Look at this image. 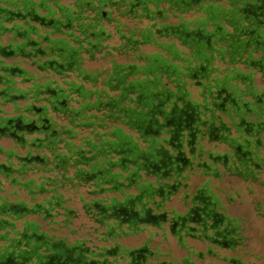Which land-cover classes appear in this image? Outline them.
I'll return each mask as SVG.
<instances>
[{
  "label": "trees",
  "instance_id": "16d2710c",
  "mask_svg": "<svg viewBox=\"0 0 264 264\" xmlns=\"http://www.w3.org/2000/svg\"><path fill=\"white\" fill-rule=\"evenodd\" d=\"M60 40L55 68L32 64ZM7 76L0 264H150L148 241L118 239L214 231L211 181L264 182V0H0V90ZM196 175L190 211L168 210Z\"/></svg>",
  "mask_w": 264,
  "mask_h": 264
},
{
  "label": "rangeland",
  "instance_id": "374dc122",
  "mask_svg": "<svg viewBox=\"0 0 264 264\" xmlns=\"http://www.w3.org/2000/svg\"><path fill=\"white\" fill-rule=\"evenodd\" d=\"M198 175L190 180L189 190L179 193L167 203L168 210L186 214L190 211L192 201L186 198L193 195L197 188L206 182ZM264 183V182H263ZM212 187L218 185L214 192L218 196V211L225 215L226 221L235 229V241L231 245H222L215 240L194 238L191 235H213L211 229H203L193 223L194 230L180 231L174 236L170 229L147 230L134 236H122L118 239L124 247L135 248L147 245L156 253L150 264H264V185L249 183L243 185L233 179L231 184L211 181ZM238 191L240 195L236 194ZM187 193V194H186ZM214 237V236H213ZM180 238V240L178 239ZM73 239V238H72ZM75 239V238H74ZM149 239V240H148ZM243 245L241 242H243ZM187 258V261H185Z\"/></svg>",
  "mask_w": 264,
  "mask_h": 264
},
{
  "label": "flooded vegetation",
  "instance_id": "af4514ba",
  "mask_svg": "<svg viewBox=\"0 0 264 264\" xmlns=\"http://www.w3.org/2000/svg\"><path fill=\"white\" fill-rule=\"evenodd\" d=\"M136 1V0H135ZM193 1H195V0H193ZM114 4H117L116 2L114 3ZM134 5L135 4H133V6L132 7H134ZM99 14H101V16H105L106 15V13H105V11H101L100 10V13ZM114 28V27H113ZM106 33L109 35V37L112 35V38L110 39V41H109V43L112 45V46H117V45H119L118 43H119V39H117L116 37H118L119 38V36H117L116 35V37H114L115 35V32H114V29H111V28H108V32L106 31ZM46 37H47V35H46ZM48 38V37H47ZM49 41V40H48ZM86 43V42H85ZM30 44V42L29 43H26V44H22V47L24 48L26 45H29ZM65 43H63V41L62 40H60V41H57V43H55V42H47V44L45 45L46 46V48L45 49H43V47L40 45L39 46V44L38 43H34V48H33V50L35 51L34 53H35V55H33V60L32 61H34L32 64H38V65H40L39 67H40V69H42V68H45V67H47V66H49V69H51V68H55L53 65L54 64H56V63H58V61H57V59H59L57 56H62L63 54H59V52H56V50H59V49H61V48H57V47H63L64 49H65V45H64ZM87 44V43H86ZM18 45V44H17ZM60 45V46H59ZM86 45L85 44H81V47L82 48H84ZM93 57V56H92ZM82 58H84V59H88V56H86L85 54H84V56H82ZM120 58H122V59H124V61L126 60V59H128L129 57H121L120 56ZM37 59V60H36ZM130 59V58H129ZM97 60H95L94 62H87L89 65H96L97 67H99V63H98V61H97V63H95ZM91 63V64H90ZM73 64H74V62H71V61H68L67 63H66V65H67V67H62V66H60L61 67V69H65V70H69L70 71V69H71V67L73 66ZM76 64V63H75ZM88 65V66H89ZM74 67H75V65H74ZM14 71V70H13ZM52 75H54L53 77L50 75H48V74H45V75H43L42 76V79L43 80H45V81H47V82H49L50 81V77L53 79V80H56V79H58L57 81H59L60 82V86L62 87V89H68L69 87H68V82H66V81H68V78H63L62 80L60 79V77L59 76H57L55 73H51ZM67 74L68 75H70L71 74V72H67ZM27 75H30L29 73L27 74ZM42 75V74H41ZM67 75V76H68ZM33 76H35V74L33 75ZM33 78V77H32ZM35 78H36V80L37 81H40L39 79H40V75H36L35 76ZM3 80H1L2 81V83H4L5 82V86H3V88L0 90V95L1 94H6V95H8L7 94V91L8 90H10V89H12V88H14V86H16L18 83H16L15 85H14V81L12 80V77H9V76H7V77H4V78H2ZM61 81H63V83H61ZM40 85V84H39ZM50 84H48V85H46V88L47 89H49L50 90ZM59 87V86H58ZM57 87V88H58ZM42 88L43 87H38L36 90H31V92H34V93H38L39 91H41L42 90ZM30 95H32L33 93H29ZM17 95V93H15V94H13L12 95V97H13V99H15L16 97L18 98V96H16ZM19 97H23V95H20ZM45 97V100L46 99H48V97H46V96H44ZM1 110V109H0ZM5 128H6V126L4 125V121L2 120L1 122H0V132L2 131H4L5 130ZM252 181H255L257 184L259 183V180H258V178L256 179V180H252ZM242 183H243V185H248L249 183H252V182H243L242 181ZM252 184H254V183H252ZM262 184H264V183H262ZM237 194L238 195H240L239 194V192L237 191ZM216 214V213H215ZM217 216H221L222 218L221 219H223V220H220L221 222H220V224H216L215 225V227H216V229L213 231V235H220V236H222V237H218V239H216V242H220V243H222V242H225V244L226 245H229V244H227V243H231V244H233L234 243V239H235V229L234 228H232V225L229 223V222H227L226 221V218H225V215H216V217ZM217 223H219V222H217ZM215 237H217V236H214V239H215ZM242 243V245H243V243H244V241L243 242H241Z\"/></svg>",
  "mask_w": 264,
  "mask_h": 264
}]
</instances>
